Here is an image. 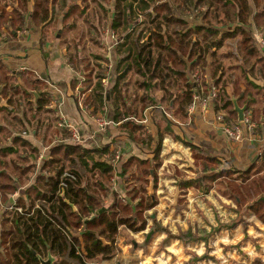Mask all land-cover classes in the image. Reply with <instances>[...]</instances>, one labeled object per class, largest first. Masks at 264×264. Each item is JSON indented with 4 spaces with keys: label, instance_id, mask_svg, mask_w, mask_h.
<instances>
[{
    "label": "crops",
    "instance_id": "1",
    "mask_svg": "<svg viewBox=\"0 0 264 264\" xmlns=\"http://www.w3.org/2000/svg\"><path fill=\"white\" fill-rule=\"evenodd\" d=\"M249 2L254 16L255 7ZM33 3V0H29L30 11H33ZM113 6L114 0H58L51 5L48 21L40 26L28 16L26 27L16 33L0 29V63L8 73L9 82L16 84L15 92H18L12 90L8 98H2L0 93V150L13 149V153L6 157L10 167L15 165L26 168L31 165V159L36 164L31 179L24 186L15 183L16 191L8 195L9 201L0 207V222L6 211L15 208L18 200H27V190L36 182L43 163L51 159L53 147L80 145L86 151L108 149L114 156L116 152L123 153V161L114 173L115 179L122 172L123 163L131 157L148 161L153 165L152 168H156L158 183L155 185L151 176L148 193H157L158 198L163 194L168 195L171 203L167 209L173 215L168 225L163 226L169 229L171 236L156 232L149 244H146V237L154 225L155 215H151L152 222L145 231L135 233L121 228L115 245L122 254H113L100 264H252L256 259L264 262V225L252 210L244 207L240 214L235 204V209L226 215L227 209L223 205L218 202L209 203L216 189L208 194L192 187L182 189L183 184L177 177L182 175L184 183L199 178L192 172L194 160L191 145L205 150L227 169L248 170L253 167V172L264 175V79L254 77L242 62L230 54L234 52L235 46L228 42L233 40H226L220 47L212 49L204 67H197L199 70L195 74H201V81L208 84V91L202 87L203 93L187 108L186 117H176L169 111L179 95L176 90H169L167 94L160 88L150 90L149 98L156 102L158 109L150 106L138 119H131L142 127V130L134 134L138 143L133 142L129 129L124 126L126 122L114 121V107L110 102L105 101L101 107L95 100H89L98 82L95 78L98 64L101 66V74L109 78L108 86L102 82L106 90H111L118 78L120 56L117 54V46L123 37H112L111 21L115 15ZM101 12L104 15H100ZM182 17L193 28L194 17ZM144 20V16L134 18L129 31H133V25H139ZM234 29L235 25L230 30L223 28L218 40ZM22 31L25 34L21 35ZM263 34L253 28L255 40V36L264 38ZM149 37L147 34L144 41ZM86 54V70L95 69L90 87L87 82L89 72L83 69L81 74L83 66L75 61L76 56L80 61L81 56ZM68 61L74 63V68L68 65ZM192 76L188 73L190 81ZM126 78L128 98L133 100L137 96L141 99L146 91L139 88L137 82L144 78L135 71L130 72ZM217 80L220 83L215 87ZM220 89H225L232 102L233 107L228 112L216 110L215 100ZM27 94L31 97L25 98ZM42 94L49 95L51 101L43 111L38 112ZM168 94H172L171 103L161 104V100ZM235 103L240 109L245 108L244 119L249 122L248 125L241 124V141H234L224 133L226 126L240 123ZM160 109L163 114L165 112L169 125L162 123ZM59 115L66 118L67 125L64 128L58 126ZM222 115L224 120L218 121V116ZM103 121L108 125L100 127ZM76 131L80 137L78 140L74 138ZM161 131L164 140L159 159H155ZM4 134L9 137L6 139ZM15 136L37 151L34 159L29 151L16 145ZM148 137L153 138L150 147H147ZM156 161L161 162L160 167H156ZM3 172L11 174L9 169ZM133 175L137 176L136 170L133 174H127L122 182L125 183ZM162 181L169 182L161 191L157 188L155 192ZM112 187L118 190V194L125 195L114 179ZM112 202L107 199L105 205L109 206ZM1 209H5L3 215ZM162 210L163 205L157 199L151 211ZM179 211L184 213L183 216H179ZM136 238L140 245L135 242ZM127 241L134 246L132 251H129L131 245ZM116 256L118 260H114ZM43 259L47 260V256Z\"/></svg>",
    "mask_w": 264,
    "mask_h": 264
},
{
    "label": "trees",
    "instance_id": "2",
    "mask_svg": "<svg viewBox=\"0 0 264 264\" xmlns=\"http://www.w3.org/2000/svg\"><path fill=\"white\" fill-rule=\"evenodd\" d=\"M57 1L33 0V11H30L29 0H0V29L16 33L26 27L28 16L40 26L48 21L51 5ZM250 1L255 7L254 16L249 0H114L112 35L123 37L117 46L120 56L118 78L115 86L106 90L102 85L106 77L101 74L100 64L95 73L93 68L86 70L87 61L82 58L84 70L89 72V87L93 73L98 80L89 100H95L101 107L105 101L110 102L114 107V121L126 122L124 126L129 129L130 138L138 143L134 134L142 127L131 119H138L150 106L158 109L156 102L149 98L150 90L160 88L166 94L169 90H176L179 95L169 111L176 117H186L187 108L192 106L195 97L200 96L203 88L208 91V84L203 81L196 83L193 78L190 81L188 73L194 77L199 70L197 67L207 64V56L212 49L220 47L226 40H233L228 42L235 46L230 54L242 62L254 77L264 79V52L253 37V28L264 33V0ZM140 16L145 20L133 25L130 32L134 18L140 19ZM182 16L194 17L193 28ZM233 25L234 31L218 40L221 30H230ZM147 34L150 37L144 41ZM3 68L0 63V93L2 98H8L12 90L15 92L16 84L9 82L8 73ZM132 71L144 78L137 82V86L146 91L141 99L136 96L131 100L127 96L126 77ZM216 82L215 87H218L220 82ZM168 95L161 104L171 103L172 94ZM29 97L25 95V98ZM50 101L49 95L42 94L37 111H43ZM215 105L216 110L228 112L232 109L225 89H220ZM159 112L162 123L169 125L165 112L163 114L161 109ZM4 135L6 139L9 137ZM15 137L16 145L29 151L34 159L37 151ZM163 140L161 131L155 159H159ZM148 142L147 147H150L153 138L148 137ZM190 149L194 160L192 172L199 178L191 183L181 182L182 189L192 187L208 194L213 189L218 191L217 185L223 186L224 180H228L233 186L232 199L238 206V213L246 207L264 225V175L253 172V167L248 170L227 169L205 150L192 145ZM12 153L10 148L0 150V207L9 201L8 195L16 191L15 183L24 186L35 173L36 164L32 159L26 168L10 167L6 157ZM51 153V159L43 163L36 182L28 188L27 200H18L14 209L1 214L0 264H41L45 256L52 264H100L114 253L121 228L135 233L147 229V219L152 217L146 214L157 204L156 195L148 193L149 178L153 176L155 185L158 183L156 168H152L150 162L131 157L123 163L122 172L115 179L114 153L108 149L86 151L80 145H57ZM156 164L160 167L161 162L156 161ZM4 169H9L11 174H5ZM66 170L75 179H66V187H61V176ZM135 170L137 176L122 182ZM113 179L122 187L129 202H124L118 190L113 189ZM107 199L113 200L109 206L105 205ZM153 221L154 225L146 237L147 243L156 232L164 231L171 235L167 228L159 225L156 217ZM252 264L264 262L256 259Z\"/></svg>",
    "mask_w": 264,
    "mask_h": 264
},
{
    "label": "rangeland",
    "instance_id": "3",
    "mask_svg": "<svg viewBox=\"0 0 264 264\" xmlns=\"http://www.w3.org/2000/svg\"><path fill=\"white\" fill-rule=\"evenodd\" d=\"M85 56L87 57L88 55L86 54V55H82L81 56V60L79 61V58H77L76 59V62H77V64H79V65H81V66H83V69H84V65L82 64V58H85ZM72 62V61H71ZM73 63V62H72ZM74 64V63H73ZM75 66V65H74ZM74 68V67H73ZM104 82V81H103ZM203 93V92H202ZM65 117V116H64ZM66 119V118H65ZM119 152H121V151H119ZM117 153V152H116ZM116 153H115V156H116ZM115 156H114V159H113V161L112 162H114V160H115ZM123 161V153L121 152V159H120V161L118 162V168H119V164L121 163ZM113 166V165H112ZM118 171V170H117ZM178 177H179V180H180V182H183V176L181 175V176H179L178 175ZM166 182L168 183L169 181H165V182H160V187H158V185H157V187L155 188V192L157 191V188H158V190L159 191H161L162 190V188L166 185ZM148 188H149V186H148ZM147 188V189H148ZM151 188V187H150ZM217 188H218V191H217V195L215 194V190L213 189L212 191H215V192H212V193H214V194H212V196L210 197L211 198V200H212V202H210L209 201V203H215V202H218V203H220L221 205H223L226 209H227V211H226V215L228 214L229 215V211H231L233 208L235 209V201L232 199V197H233V195H234V192H233V186L229 183V181L228 180H224V182H223V186H221V185H217ZM156 196H157V199L159 200V202H161L162 203V205H163V210L162 211H159V212H155V211H149L147 214H146V216H148V215H155L156 216V219H158L157 221H159L162 225V227L163 226H167L168 225V223H169V221L172 219V215H173V213H172V211L171 210H168L167 208H169L170 206L168 205V204H170L171 203V199H170V197L168 196V195H161L160 196V198H158V195H157V193H156ZM215 199H216V201H215ZM183 201H185V199L184 200H181V204L182 203H184ZM2 211V214L4 213V211L3 210H1ZM179 212H181V211H179ZM234 213H232L233 215L235 214V210L233 211ZM183 214L184 213H179V216H183ZM148 220V224H150L151 222H152V220L151 219H147ZM148 224H147V226H148ZM168 229V228H167ZM169 230V229H168ZM161 232H164V231H161ZM166 232H164L163 234H165ZM167 234V233H166ZM165 234V235H166ZM168 236V235H167ZM171 236V235H170ZM170 236H168V237H170ZM135 240V242L136 243H138L139 245L141 244L140 242H139V239H134ZM129 241H127V243H128ZM151 242V241H150ZM149 242V243H150ZM153 242V241H152ZM149 243H146V244H149ZM129 245H131V243L129 242L128 243ZM133 247L134 246H132L131 245V248L129 249V251H132L133 250ZM113 254H116V255H119V254H122V252H121V250H120V248H118L117 247V245H115V251H114V253ZM113 254H112V256H113ZM111 256V257H112ZM121 259L123 260L124 258H122L121 257ZM114 260H118L117 259V256H116V258H114ZM125 261H129L128 259H124ZM233 263V262H232ZM232 263H230V264H232ZM234 264V263H233Z\"/></svg>",
    "mask_w": 264,
    "mask_h": 264
},
{
    "label": "built area",
    "instance_id": "4",
    "mask_svg": "<svg viewBox=\"0 0 264 264\" xmlns=\"http://www.w3.org/2000/svg\"><path fill=\"white\" fill-rule=\"evenodd\" d=\"M20 34L21 35L25 34V31L20 32ZM112 37H114V36L112 35ZM255 38H256L257 43L260 46V49L264 52V38L263 37H256V36H255ZM68 65L71 68L74 67V64L71 61H68ZM201 78H202V76H201L200 73L195 74L194 77H193V81L198 83V82L201 81ZM108 80H109V78H105V80H104L105 86L109 85ZM196 98H197V96L195 97V99ZM192 109L193 108L190 109V112L192 111ZM57 118L59 119V123H58L59 125L58 126L60 128H64L67 125V121H66L64 115H59V116H57ZM223 120H224V116L223 115L222 116H218V121H223ZM243 123L248 125L249 122H248V120H244L243 122H240L239 124H232V125L230 124V125L226 126V128L224 129V133L227 135L228 138H230V139H232L234 141H241L242 140V127H241V124H243ZM107 125L108 124L106 122H104V121L102 123H100V127H104V126H107ZM74 138L77 139V140L80 138L77 131L74 134ZM120 159H121V152H117L116 156H115V160L113 162V168L115 169V171L118 170V162L120 161ZM68 178L75 179V177L68 170H66V171L63 172V174L61 176V187H66L65 180L68 179ZM120 196H121V198H122V200L124 202L128 201L127 197L124 194L120 193ZM12 208L13 207H11L10 210H12ZM4 211H5V209H4ZM18 211L22 212V209L18 208Z\"/></svg>",
    "mask_w": 264,
    "mask_h": 264
},
{
    "label": "water",
    "instance_id": "5",
    "mask_svg": "<svg viewBox=\"0 0 264 264\" xmlns=\"http://www.w3.org/2000/svg\"><path fill=\"white\" fill-rule=\"evenodd\" d=\"M81 74H83V67L81 68ZM36 98L38 97V95H36ZM235 108H236V112L238 113V119L240 122H243L244 119V113H245V108L240 109L237 104L235 103ZM52 261L49 260H43L41 264H52Z\"/></svg>",
    "mask_w": 264,
    "mask_h": 264
}]
</instances>
